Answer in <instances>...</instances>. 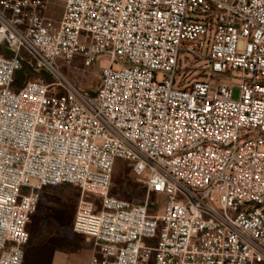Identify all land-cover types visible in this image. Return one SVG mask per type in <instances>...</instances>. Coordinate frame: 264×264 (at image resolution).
<instances>
[{"label":"built area","instance_id":"1","mask_svg":"<svg viewBox=\"0 0 264 264\" xmlns=\"http://www.w3.org/2000/svg\"><path fill=\"white\" fill-rule=\"evenodd\" d=\"M47 1L0 0V264L60 184L89 264H264V0H64L58 21ZM76 56L96 90L61 74ZM116 159L144 202L110 195Z\"/></svg>","mask_w":264,"mask_h":264},{"label":"rangeland","instance_id":"2","mask_svg":"<svg viewBox=\"0 0 264 264\" xmlns=\"http://www.w3.org/2000/svg\"><path fill=\"white\" fill-rule=\"evenodd\" d=\"M64 9V0H48L42 14L49 19L58 21ZM4 47L0 45V54H6ZM106 62H102L104 65ZM59 70L71 83L83 91H94L100 82L99 62L84 65L80 56H76L69 63L57 60ZM28 73V72H27ZM37 74V73H36ZM32 79V74L27 76ZM217 79L223 78L217 76ZM236 97V91L234 93ZM110 195L128 200L133 203H140L146 200L145 186L140 183L128 162L123 159H116L114 162L111 177ZM81 196L80 189L72 184H60L47 186L39 191L38 203L34 213L27 224L29 241L25 253V264H48L49 256L54 251H62L64 254L76 255V263L83 264L88 249L95 253L93 243L86 236L73 231V219ZM161 198L150 195L148 198V209L152 214L161 212ZM159 230L151 239H143L156 242Z\"/></svg>","mask_w":264,"mask_h":264},{"label":"crops","instance_id":"3","mask_svg":"<svg viewBox=\"0 0 264 264\" xmlns=\"http://www.w3.org/2000/svg\"><path fill=\"white\" fill-rule=\"evenodd\" d=\"M95 248V253L96 255L98 254V250L96 249L95 246H93ZM93 250L88 249L86 256L88 257V259L91 256H94L95 254H93ZM90 261V260H89ZM50 264H77L76 263V255L74 254H64L62 253V251H55L53 253L52 259ZM80 264V263H78ZM83 264H89L88 261H86V258L84 259Z\"/></svg>","mask_w":264,"mask_h":264},{"label":"trees","instance_id":"4","mask_svg":"<svg viewBox=\"0 0 264 264\" xmlns=\"http://www.w3.org/2000/svg\"><path fill=\"white\" fill-rule=\"evenodd\" d=\"M28 72V73H27ZM30 74H32L34 77L36 76V73L28 66V64L27 63H24L23 64V67H22V69L16 74V82H15V84H19L21 81H23V80H27V79H30V78H28L27 76L28 75H30ZM33 77V78H34ZM32 78V79H33ZM38 203V202H37ZM39 204V203H38ZM29 233V232H28ZM29 244L27 243V245L25 246V250H24V258H25V253H26V249H27V246H28ZM53 253H54V251L50 254V256H49V260H48V264H50V262H51V259H52V256H53ZM23 264H25V259H24V261H23Z\"/></svg>","mask_w":264,"mask_h":264}]
</instances>
